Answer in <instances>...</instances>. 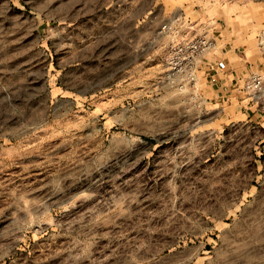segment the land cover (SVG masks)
<instances>
[{"label":"rangeland","instance_id":"374dc122","mask_svg":"<svg viewBox=\"0 0 264 264\" xmlns=\"http://www.w3.org/2000/svg\"><path fill=\"white\" fill-rule=\"evenodd\" d=\"M180 19L236 54L225 97L168 77ZM254 76L264 0H0V264H264Z\"/></svg>","mask_w":264,"mask_h":264},{"label":"built area","instance_id":"2783aa9c","mask_svg":"<svg viewBox=\"0 0 264 264\" xmlns=\"http://www.w3.org/2000/svg\"><path fill=\"white\" fill-rule=\"evenodd\" d=\"M182 19L180 28L175 30L176 34L180 33V41L168 48L166 58L170 73L168 77L178 82L194 80L198 72L206 70L208 58H214L215 54L211 53L216 47V41L212 37L208 38L207 32L197 33L200 28L198 24ZM246 88L256 94L263 90L264 82L259 76H254L247 82Z\"/></svg>","mask_w":264,"mask_h":264},{"label":"crops","instance_id":"0c3cea01","mask_svg":"<svg viewBox=\"0 0 264 264\" xmlns=\"http://www.w3.org/2000/svg\"><path fill=\"white\" fill-rule=\"evenodd\" d=\"M218 21H222V18H218ZM212 22V24L207 26H203V28H212L220 30L219 34L221 41L226 42V45L230 44L231 39L223 36L224 33L227 32V23L226 22ZM199 30H197V33ZM225 45V46H226ZM233 47V46H232ZM221 53V52H220ZM236 54L231 51H227L225 53L219 54L218 56H214V59L208 60V67H206L207 75L211 77L212 80L215 81V86L219 90L218 93L221 94L222 97L231 90V87L234 85V81L238 77V68L240 69V62L236 60Z\"/></svg>","mask_w":264,"mask_h":264}]
</instances>
